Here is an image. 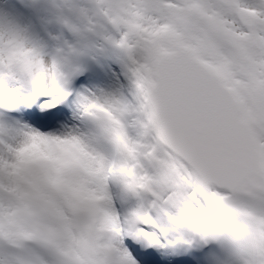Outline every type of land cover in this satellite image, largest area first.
Instances as JSON below:
<instances>
[{"label": "snow or ice", "instance_id": "6c2138e0", "mask_svg": "<svg viewBox=\"0 0 264 264\" xmlns=\"http://www.w3.org/2000/svg\"><path fill=\"white\" fill-rule=\"evenodd\" d=\"M0 264H264V0H0Z\"/></svg>", "mask_w": 264, "mask_h": 264}]
</instances>
